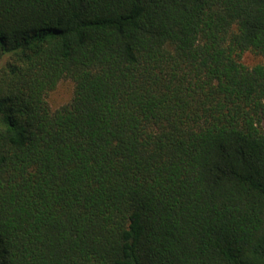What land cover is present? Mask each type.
<instances>
[{
    "label": "trees",
    "instance_id": "obj_1",
    "mask_svg": "<svg viewBox=\"0 0 264 264\" xmlns=\"http://www.w3.org/2000/svg\"><path fill=\"white\" fill-rule=\"evenodd\" d=\"M0 264H264V0H0Z\"/></svg>",
    "mask_w": 264,
    "mask_h": 264
},
{
    "label": "rangeland",
    "instance_id": "obj_2",
    "mask_svg": "<svg viewBox=\"0 0 264 264\" xmlns=\"http://www.w3.org/2000/svg\"><path fill=\"white\" fill-rule=\"evenodd\" d=\"M261 60V56L252 51H246L242 55V61L249 66L259 63ZM72 89L73 83L70 79H63L59 81L56 87L47 95V100L50 106L52 108H57L68 102L72 95Z\"/></svg>",
    "mask_w": 264,
    "mask_h": 264
}]
</instances>
